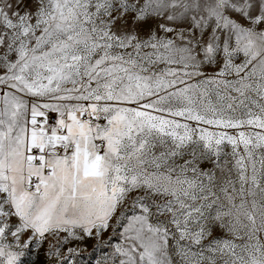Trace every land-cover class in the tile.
<instances>
[{
    "label": "snow or ice",
    "instance_id": "obj_1",
    "mask_svg": "<svg viewBox=\"0 0 264 264\" xmlns=\"http://www.w3.org/2000/svg\"><path fill=\"white\" fill-rule=\"evenodd\" d=\"M0 264H264V0H0Z\"/></svg>",
    "mask_w": 264,
    "mask_h": 264
}]
</instances>
